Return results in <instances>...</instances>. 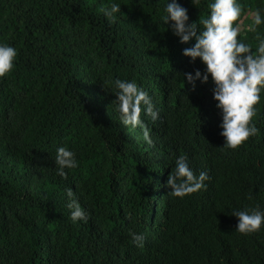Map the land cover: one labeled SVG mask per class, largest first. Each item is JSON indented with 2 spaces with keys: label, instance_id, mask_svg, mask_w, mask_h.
<instances>
[{
  "label": "trees",
  "instance_id": "trees-1",
  "mask_svg": "<svg viewBox=\"0 0 264 264\" xmlns=\"http://www.w3.org/2000/svg\"><path fill=\"white\" fill-rule=\"evenodd\" d=\"M116 2L121 13L109 24L107 0H0V40L17 49L0 77V264H264V227L241 235L231 216L264 208V91L257 135L224 148L214 85L184 82L204 66L182 55L194 41L181 44L160 21L164 0ZM178 3L189 22L207 15L208 0ZM253 35L242 29L238 39L254 51ZM117 78L134 80L159 109L155 122L142 114L151 146L119 122ZM59 146L78 164L66 178L56 175ZM182 154L210 177L183 199L164 186ZM69 188L87 222L69 219ZM130 232L144 235L142 247Z\"/></svg>",
  "mask_w": 264,
  "mask_h": 264
},
{
  "label": "clouds",
  "instance_id": "clouds-1",
  "mask_svg": "<svg viewBox=\"0 0 264 264\" xmlns=\"http://www.w3.org/2000/svg\"><path fill=\"white\" fill-rule=\"evenodd\" d=\"M193 5L200 0H191ZM121 4L116 0H107L100 8L109 24L121 13ZM207 15L198 21L189 22L187 9L178 0H164L160 21L167 25L171 33L178 37L181 44L194 41L190 47L182 50L189 62L197 59L203 64V72L195 69L182 74L191 90L196 82L205 84L211 78L214 85L212 99L219 110V135L223 137V147L235 150L258 133L253 118L264 91V34L257 29L264 26V7L246 10L240 0H208ZM245 17L249 23L244 24ZM235 22V23H234ZM253 33L255 50L252 44L238 39L241 31ZM17 49L0 40V77H5L14 68ZM115 99L111 102L119 114V122L132 129L139 127L145 144L153 141L145 125L142 114L155 122L159 109L155 107L152 96L134 80L114 79L111 82ZM54 164L56 175L66 178L65 169H75L78 164L70 149L59 146L55 150ZM210 179L206 171L194 172L189 166L187 155H178L174 167L167 175L165 187L172 197L183 199L207 188ZM66 207L70 210L69 219L73 223L87 222L88 216L77 201L71 188L65 191ZM231 216L237 218L235 231L241 235L259 233L264 227V208L259 205L233 209ZM131 241L142 247L144 235L130 232Z\"/></svg>",
  "mask_w": 264,
  "mask_h": 264
}]
</instances>
